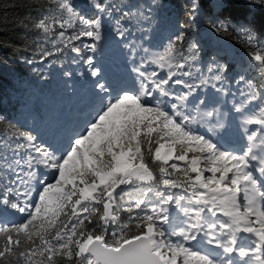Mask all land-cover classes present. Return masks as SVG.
Returning a JSON list of instances; mask_svg holds the SVG:
<instances>
[{
  "label": "snow or ice",
  "instance_id": "snow-or-ice-1",
  "mask_svg": "<svg viewBox=\"0 0 264 264\" xmlns=\"http://www.w3.org/2000/svg\"><path fill=\"white\" fill-rule=\"evenodd\" d=\"M235 2L222 0L219 7L228 10ZM239 2L264 7V0ZM51 3L59 12L51 19L62 21L61 28L77 22L79 5L74 0ZM92 3L99 13L108 11L98 0ZM198 10V3L193 0V19ZM48 19L36 25L44 33L51 28ZM78 23L79 32L69 40L90 38L92 42L84 48L96 54L102 38L101 17L91 20L81 15ZM237 27L252 46L256 39L255 17ZM214 30L227 32L229 27L221 22ZM117 31L123 36L122 31ZM60 37H64L63 31ZM184 40L182 32L170 39L152 62L161 68H184L176 60V45ZM197 48L196 43L189 42L190 56L183 58H195ZM71 51L79 54L81 49L73 45ZM251 59L264 73V49L254 50ZM86 62L95 78L93 88L101 106L85 129L71 138L66 154L56 155L49 147L37 145V138L30 132L17 130L12 137L15 147L8 145L12 159L7 154L2 157L14 178L0 188V213L11 209L27 218L15 224L0 219V264H264V103L244 120L245 125H259V131L249 132L246 127V149L233 152L222 148L211 135L193 128L196 124L207 125L217 136L218 129L224 128L219 120L212 123L214 108L201 112L209 101L195 94L201 85L221 81L223 65L211 77L202 78L200 85L176 80V84L188 89L177 94L165 87L168 79H152L157 75L155 71L149 75L135 66L132 71L142 78L140 91L115 92L95 70L93 58ZM212 63H216L215 59ZM209 71L213 69L210 67ZM248 99L264 101V94H253ZM22 149H29L27 159ZM146 152L154 163L160 162L159 178L146 162ZM170 160L182 161L185 166L169 165ZM39 166L51 170L52 179L44 176L38 180V199L30 203L29 181L36 177ZM174 174L180 175L173 179ZM157 181L164 189L157 188L158 200H149L142 193L140 197L130 196L126 204L120 202L126 190L121 186L155 185ZM178 188L188 194L171 191ZM173 202L179 211L170 218L169 205ZM121 211L129 214L123 223L119 222ZM217 212L227 219H211L207 215L215 217ZM93 217L103 223L94 222ZM240 233L248 235L239 236ZM205 242L222 251L215 255L202 251Z\"/></svg>",
  "mask_w": 264,
  "mask_h": 264
},
{
  "label": "trees",
  "instance_id": "trees-1",
  "mask_svg": "<svg viewBox=\"0 0 264 264\" xmlns=\"http://www.w3.org/2000/svg\"><path fill=\"white\" fill-rule=\"evenodd\" d=\"M78 1L87 5L93 4L92 0H74L75 3ZM98 2L102 3L108 9L107 13L116 20L128 25L129 32H133L134 36L140 34V30L145 27H149L152 33L161 30L178 35L182 32L185 40L176 45L179 51L178 63L187 53L188 43H196L198 45L196 59L209 55L224 66L223 75L238 71L245 74L248 81L255 86L264 87V74L251 64L253 51L264 49V7L249 6L246 2L236 0L228 10L221 8L213 10L204 1L196 0L200 14L195 15L193 19V15L190 14L192 4L189 0H98ZM85 14L88 15L87 12ZM53 16H59V12L51 0H0V188L9 178H13V173L5 169L1 163L2 157L10 149L8 145L15 147L13 134L17 130H22L34 136L31 129H28L30 117L23 113V105L28 104V112L34 114L36 118L42 115L53 98L52 94L57 84L56 76L62 77L67 65L73 62L69 55L72 52L71 47L74 45L81 48L86 38L81 36L70 41L69 37L80 30L77 22L71 27L61 28L62 21H52ZM46 17L49 18L48 22L51 25L48 33L36 27L37 23ZM250 17H255L256 39L252 46L247 43L242 30L237 27ZM221 22H224L225 27H229V31L214 30L215 25ZM139 23L145 24V27L138 26ZM61 31L64 32V37H60ZM202 31L208 33L201 37L199 34ZM214 37L224 40L233 48L230 57L225 56L221 45H211ZM145 158L154 176L159 178L160 164L154 163L147 152ZM177 175L180 174H174L173 179ZM157 185L158 181L152 186ZM120 202L126 204L122 200ZM98 207L102 210V205ZM128 215L121 211L119 222H126ZM93 220L103 223L98 221V217H93ZM15 223L18 222L10 224Z\"/></svg>",
  "mask_w": 264,
  "mask_h": 264
},
{
  "label": "rangeland",
  "instance_id": "rangeland-1",
  "mask_svg": "<svg viewBox=\"0 0 264 264\" xmlns=\"http://www.w3.org/2000/svg\"><path fill=\"white\" fill-rule=\"evenodd\" d=\"M190 3L193 5V0H189ZM78 7V19L81 15L85 16L88 19L94 20L97 18V16L101 17V23H102V31H101V42H100V48L102 47L103 50H107L109 53L116 52L118 49H121L122 47L126 46H135L138 45V47L141 49L142 56L141 58L148 61L150 63L151 71H155L157 73L156 77H153L155 79H162L163 77L167 76L169 80V84L165 85V87L169 88L171 92L174 93H182L187 92L188 89L186 86L178 85L175 83L176 80H183L188 81V83L193 85H200L202 78H209L211 75L214 74L216 68L220 65V63L215 59L216 63L213 64V58H211L209 55L205 56L202 59H196V58H189L185 60L182 58L180 60V64H184V68H179L173 66L171 69L168 67L161 68L157 66L152 61L156 58V56L160 53H162L169 43L170 39L174 38L176 34L174 33H166L165 31L158 30L156 33H152V31L149 29V27H145V24L139 23L138 26L145 27L143 30H140V34L138 36H134L133 32H129L128 25H126L124 22L116 20L110 13H99L98 10L95 8L94 4L87 5L82 1L76 2ZM85 12L88 13V15L85 14ZM200 11L198 10L194 15H199ZM77 19V26L80 28V25L78 23ZM122 31L124 34L121 36L117 30ZM208 33V31H202L199 35L201 37H204L205 34ZM88 37L85 38L83 43L84 45L87 44ZM219 44L224 50L225 56L228 58L231 56L233 48L229 46L224 40L214 37L211 45ZM117 46V47H116ZM83 52L84 55L87 58L92 57V55L88 52L87 49H85L83 46ZM135 50L138 51L137 47H135ZM179 54V51H178ZM177 54V55H178ZM69 55L72 58V63L67 65L63 72V76L57 75L56 81L57 84L55 85L54 94H52L53 98H51L50 105L51 107L46 108V110L42 113V115L38 118L35 117L34 114H31L28 112V104L23 105L22 110L23 113H26L27 116H29V124L28 129H31L34 136L37 138V145H42V138L40 136V133H48L50 130L48 128L51 121H56L57 114L59 111H62L63 105L70 103V96L68 94L70 93V90L72 89L71 83L76 82V76H81L80 67L78 65L79 62V54L71 52ZM176 55V60L178 62V57ZM185 56H190V54L187 52ZM184 56V57H185ZM251 64L253 67L259 68V65L257 62L253 61L251 59ZM146 67V66H145ZM212 68L213 71L210 72L209 68ZM234 68H236L234 66ZM184 72H190L191 75L184 76ZM65 73H68V75H65ZM170 73H173L170 77ZM222 77L220 82L216 81H210L207 85H201V87L198 89V91L195 93L198 96H201L202 98H207L209 101V106L207 108L201 107V112L203 111H209L211 109L216 110V115L214 116L215 120H219L223 125V130L229 129V123H227V119L224 118V114H238L241 116H244L245 118L242 119V122L244 123V120L248 118L251 115H254L256 111H258V106L261 103H264V101H261L260 99H257L255 101H249V97H251L253 94H255L257 97H259L261 94H264V87H257L254 85V83L249 82L248 78L245 74H242L241 72H231L228 73L227 76L223 75L222 72L219 73ZM245 75V76H244ZM215 84L216 87H213L212 85ZM217 88L220 89V91H217ZM232 106H237V108L241 109V112H232L231 110ZM229 110V111H228ZM51 112L55 114L54 117H51ZM231 112V113H230ZM232 117V116H231ZM229 117V119H231ZM26 123V121H25ZM245 125V124H244ZM248 129L255 128L254 130L259 131L260 126L259 125H245ZM13 148V147H12ZM51 150V149H50ZM22 155L24 156V159L28 158L29 149H22L21 150ZM11 160L13 157V153L11 149L8 150V153H6ZM66 154V153H65ZM18 158V157H17ZM3 159H2V162ZM158 163V162H157ZM172 163L178 164L180 167H184V163L182 161H170L169 165ZM24 168V172H27L29 169L26 164L22 165ZM4 168L7 169L6 165L4 164ZM10 170V169H8ZM11 171V170H10ZM36 177L31 179L29 181V184L31 185V197L29 199V202H33L38 199V191L40 189V185L38 184V180L43 177L42 173L38 170ZM51 171V170H50ZM12 172V171H11ZM52 172V171H51ZM40 176V178L38 177ZM195 176V174H192ZM210 175V173H205V176ZM14 178V176H13ZM49 180L52 179V176L47 177ZM24 187L23 185L21 186ZM151 187L152 191L148 192L147 189ZM121 188L126 189L122 195L121 200L125 203L128 202L129 197L132 198L140 197L142 193L147 196L149 200H158L159 197L156 196V190L159 188L160 190H164L162 185L152 186L149 184H135V185H127V186H121ZM118 192L120 189L117 190ZM171 191L176 192L179 195H187L188 193L185 192V190L181 189H171ZM186 207H191L187 201H182ZM9 210V209H8ZM11 210V209H10ZM170 210V217L173 216L175 218L178 214V209H176L175 203L173 202L171 205H169ZM11 214L15 215L12 216L13 218L16 217L17 220H19V223L23 222L27 217L24 214L18 215V212H15L14 210H11ZM18 215V216H17ZM182 216V214H180ZM217 215H223L220 212H217ZM1 218V217H0ZM16 220V221H17Z\"/></svg>",
  "mask_w": 264,
  "mask_h": 264
},
{
  "label": "bare ground",
  "instance_id": "bare-ground-1",
  "mask_svg": "<svg viewBox=\"0 0 264 264\" xmlns=\"http://www.w3.org/2000/svg\"><path fill=\"white\" fill-rule=\"evenodd\" d=\"M104 46V45H103ZM102 46V47H103ZM99 48V49H102L103 50V48ZM117 47V46H116ZM104 53H105V56H104V58H107V59H111L112 57H117L118 56V53H114L113 54V56L111 57V56H109V55H106V54H108L109 52L107 51V50H104ZM87 72H89V71H91V69L89 68V66H86L85 68H84ZM83 69H81L80 68V71H82ZM86 74V73H85ZM119 75V77H125V78H127V79H131V78H134L135 77V74H134V72L133 71H131L130 70V68H129V66H125V67H123V68H121L120 70H118L117 72H116V76H118ZM85 86H87V85H85ZM83 107H87V105L86 104H84L83 105ZM237 117H238V115H237ZM245 117L244 116H242L241 118H239V121H238V123L239 124H241V123H243L242 122V119H244ZM66 128V127H65ZM193 128L195 129L196 128V126L195 125H193ZM234 128V127H233ZM60 132V131H59ZM234 134H236V133H234ZM237 134H238V132H237ZM236 134V135H237ZM235 135V136H236ZM239 136H241V134H239ZM61 141H63V143H65V145H67L66 144V140H63L62 139V136H61ZM170 161H174V160H170ZM169 161V162H170ZM39 167H43V166H39ZM210 218H212V216H211V214H207ZM219 217V220H226L227 218L225 217V216H223V215H219L218 216ZM240 234H242L243 236H247L248 234H246V233H240ZM202 239H205V238H202Z\"/></svg>",
  "mask_w": 264,
  "mask_h": 264
},
{
  "label": "water",
  "instance_id": "water-1",
  "mask_svg": "<svg viewBox=\"0 0 264 264\" xmlns=\"http://www.w3.org/2000/svg\"><path fill=\"white\" fill-rule=\"evenodd\" d=\"M202 1H204L213 10L220 9L219 5L222 3V0H202Z\"/></svg>",
  "mask_w": 264,
  "mask_h": 264
}]
</instances>
